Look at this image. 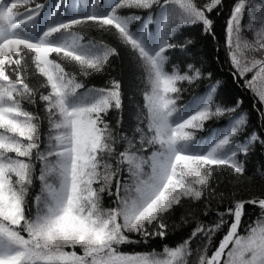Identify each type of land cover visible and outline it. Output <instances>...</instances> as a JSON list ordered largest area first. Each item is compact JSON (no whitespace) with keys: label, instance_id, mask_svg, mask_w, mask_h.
I'll return each mask as SVG.
<instances>
[{"label":"snow or ice","instance_id":"1","mask_svg":"<svg viewBox=\"0 0 264 264\" xmlns=\"http://www.w3.org/2000/svg\"><path fill=\"white\" fill-rule=\"evenodd\" d=\"M192 25L258 125L218 102ZM257 149L264 0H0V264H264Z\"/></svg>","mask_w":264,"mask_h":264},{"label":"trees","instance_id":"2","mask_svg":"<svg viewBox=\"0 0 264 264\" xmlns=\"http://www.w3.org/2000/svg\"><path fill=\"white\" fill-rule=\"evenodd\" d=\"M226 4H232L234 0H225ZM256 3H260L261 0H255ZM227 18V8L217 17L216 22V31L218 34H222L224 31V25ZM248 18L247 16L244 18L242 23L247 24ZM185 36L193 40L195 44L194 53L205 62V65L209 68V70L213 71L215 75V80H219L220 84L217 87V100L218 102H227L231 105L232 101L237 97L243 100V110L249 113L250 120L252 124L258 125L259 119L258 115L253 109L252 105L254 103L252 99V94L250 92H244V90L240 89L233 81L232 77L228 75V65L223 64L224 60V51L223 48L220 49L219 52L216 50V42L208 39L204 33L198 29L195 25L188 26V30L185 32ZM245 36L248 39H252L251 32H245ZM123 73H124V85L127 87L129 91V95H131V91H135L137 87L140 86V70L135 67L133 64L124 62L123 65ZM250 76V74H248ZM96 84H100L101 81L99 78H96L94 81ZM215 81H213L214 83ZM207 81L205 82V85ZM202 85L200 88L195 89V91L200 92L202 88L205 86ZM257 107L259 104L257 103ZM227 117H222L221 120L217 121V124L223 125ZM216 125H213L215 127ZM198 136L206 135V132H198ZM262 162H264V152L260 149H257L254 153H251L247 160V167L254 168L259 166ZM246 213H253V209L249 206H245ZM207 219V218H204ZM191 226H186L185 229H181V232L186 231ZM186 238V237H185ZM179 241V236L176 237L171 243H176ZM158 247V246H157ZM122 251H143L146 249L140 247H127L122 246Z\"/></svg>","mask_w":264,"mask_h":264}]
</instances>
